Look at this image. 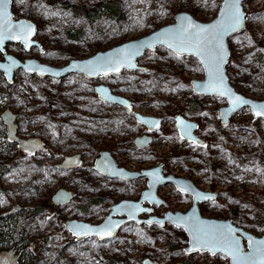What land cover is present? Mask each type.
Wrapping results in <instances>:
<instances>
[{"label":"rangeland","instance_id":"rangeland-1","mask_svg":"<svg viewBox=\"0 0 264 264\" xmlns=\"http://www.w3.org/2000/svg\"><path fill=\"white\" fill-rule=\"evenodd\" d=\"M221 1L119 0L116 18L95 14L104 0H11L13 18L33 24L32 40L37 45L25 51L11 43L5 52L21 62L35 59L60 69L72 60L147 36L174 23L181 12L199 22L210 21ZM243 6L248 20L244 31L228 41L227 75L235 91L263 100L264 0H245ZM136 61L144 71L124 68L116 75L92 80L77 73L41 78L22 69L13 73L11 82L0 76V114L9 109L16 115V135L42 145L41 150L24 154L7 139L0 120V226L11 232L13 221L18 231L0 244V252L13 249L20 254L19 264H141L145 258L154 264L224 263L219 254L187 255L185 233L171 224L131 223L103 241L96 237L77 240L65 230L69 220L100 224L111 205L123 199L138 200L146 188V178L122 181L94 170L101 151L110 152L117 165L128 170L161 164L167 175L192 178L203 183L204 189L218 191L217 200L199 208L203 216L224 219L237 217L238 211L248 220L254 213L253 194L263 196L256 206L264 214V187L260 185L264 121L254 120L251 111L243 108L220 129L216 111L226 102L193 93L191 80H203L201 65L193 56H179L159 46ZM99 85L123 96L135 112L161 118V127L149 133L132 112L99 99L95 90ZM177 116L198 124L205 147L182 139L175 126ZM144 135L151 136L152 142L139 149L135 140ZM77 155L82 162L79 168H59L66 158ZM3 157H8L5 164ZM59 189L72 193L69 203H53L52 196ZM175 190L171 185L158 189L157 196L164 203L154 207L157 216L189 209L190 199ZM255 227L248 228L257 236L264 235V224Z\"/></svg>","mask_w":264,"mask_h":264},{"label":"water","instance_id":"water-1","mask_svg":"<svg viewBox=\"0 0 264 264\" xmlns=\"http://www.w3.org/2000/svg\"><path fill=\"white\" fill-rule=\"evenodd\" d=\"M244 0H241L240 3V10L243 13V15L246 17V14L244 12V8L242 6ZM11 0H8L7 3V12L8 15L11 17V24L16 25L19 23L29 24L33 28V32L30 34V37L27 41V46L25 43V40L23 38L17 37L15 39H4L3 43L0 44V51L4 54V60L0 61V73L4 76L7 82H11L13 72L17 69H23L26 71L27 74L35 73L38 74L41 78L45 77L46 75L49 76H66L70 73H77L81 74L87 79H98L103 76H109V75H116L120 73L124 68L128 71H144V67L138 65L137 59L144 55L145 51L147 50H155L159 46H163L176 55L179 56H193L195 57L203 70V80H196L192 79L190 82L192 91L200 96H215L223 98L226 102L225 106H221L217 109L216 115L217 119L220 121L222 126L228 125L231 117L238 112L239 110L243 108H248L251 111V114L253 116L254 120H263L264 117H256L253 114V111L251 110L250 105H243L240 108L236 110H232V104L230 102V97L228 96H219L212 91L202 88L198 89L195 87V85H207L209 83V73L206 68V64L202 62V60H206L207 57L204 54H197V52L192 49L189 45H185V47H188V51H183L177 54L173 48H170L168 46V39H172L170 36L169 38H166L164 43H161L156 39V37L160 36V34L167 32L169 29H176L180 26V17L187 16L189 17L194 23L203 25V26H209L217 22H224V17H222L221 13L224 10L225 7V0H222L219 4L218 10L216 12L215 17L210 20L209 22H199L195 20L191 15L185 12H181L175 15V22L172 24H168L166 26H163L151 34L141 37L139 39L130 40L125 43L119 44L117 46H114L106 51H99L95 53L92 56H89L82 60H72L67 66L56 69L49 67L45 64L39 63L35 59H26L24 62L19 61L15 56L11 54H7L5 52V46L8 42H13L15 44L20 43L23 45L26 51H29L31 47L36 46L37 43L32 40V38L35 35L36 29L33 26V24L27 20V19H14L12 12H11ZM247 18L242 22V25L239 29L236 31L228 32L223 36V48L226 52V63L223 65V75L225 77V83L227 87L231 90V92L239 96L245 100L250 101L253 104H264L263 100H255L247 98L246 96L238 93L235 91V89L232 87V85L229 82V77L226 72V64L229 58V48H228V38L232 35L241 33L244 30L245 27V21ZM15 29H12V33H15ZM6 35L10 34L8 32H5ZM173 43H178V41L174 40ZM132 45H136L139 47V53L131 58V63L135 65V67H126L121 66L118 71H109L107 75H104L103 72H91L90 69L84 68L83 66L88 65L89 62L97 61L101 57H109L112 56L114 53H117L120 49H127ZM147 45V46H144ZM11 61H15L16 65L11 67V70L9 69V65ZM35 65L37 66V70H28V66ZM76 65V67H73ZM38 69H46L47 71L41 72ZM103 89L104 92H101L99 90ZM96 93L102 101L109 102L114 105H118L121 107L126 108L128 111L132 112L133 115L136 118V121L143 125L149 133L157 131L161 126V119L151 116L142 115L138 112H135L132 109V105L129 101H127L122 96L114 94L108 86L105 85H99L95 88ZM119 101H124V103H119ZM0 120L2 124L4 125L7 133V139L11 143H17L19 151L23 152L24 154H33L36 151H39L42 149V145L40 141L36 139H28L24 140L16 135V128L17 125L15 123L16 121V115L13 114L9 109L4 110L0 114ZM181 121L183 124H181ZM152 122V123H147ZM175 125L179 132V135L183 137L182 139L185 141L193 142V141H199L198 137L195 135V131L197 129V123L193 120H188L182 116H177L175 119ZM183 125H190V129L188 130V134L185 135L183 132ZM152 142V138L149 135H144L141 137H137L135 140L136 145L139 149H143L147 147ZM201 142V141H200ZM79 156H74L71 158H66L65 162L59 165V168L63 170H72L79 168L82 164V162L78 159ZM69 161H75L74 163L69 164ZM94 170H96L98 173L111 178V179H119L122 181H132L140 178H146L147 184L146 188H144L141 192L140 198L138 200H126L123 199L119 202H116L115 204L111 205L109 208V213L105 216L104 220L100 224H91L86 221L81 220H69L64 223V229L69 231L71 234H73L77 240L86 239L89 237H96L100 241L110 239L114 237L117 233L120 232L121 228L124 225L127 224H137V225H149L147 221H163V225L165 224H171L174 227L178 229H182L185 233V236L187 237V245L183 248L184 252L187 255L196 254V253H209L210 255H216V254H223L225 255L228 260L229 264H236L235 261L231 258V256L226 255L225 251L217 250L215 253L208 249H199L195 250L193 249V236L194 235H203L205 233H223L224 235H231V237H234L236 240L239 241V247L241 254L247 255L249 254L252 249L250 247L251 243L253 241H264V235L261 236H255L252 233L245 231L243 228H237L230 219H222V218H215V217H207L203 216L199 210V204L200 203H206L216 198L215 193H209L205 192L195 186V184L190 180L179 176H173V175H164L162 172V165H156L155 167L148 168V169H141V170H127L124 167L118 166L114 158L111 156L110 152L108 151H101L99 153L98 158L95 160L94 163ZM158 173L159 175V181L156 183H153V177L145 175V173ZM114 173H122V175H116ZM164 185H171L175 187L179 192L187 194L192 196V204L189 206V209L186 212L182 211H176V212H170L168 211L163 216H157L154 215L153 206H158L163 204V200L160 199L157 196L158 189L161 186ZM64 194V198H60V194ZM145 194H148L147 199L145 198ZM205 197H212V199H206ZM73 198V195L70 191L59 189L57 190L54 195L52 196V201L55 205H65L69 203ZM128 205H137L138 208H131L128 207ZM131 214V215H130ZM144 215H148L146 218H143ZM182 218V219H177ZM109 220H111L112 223L118 224L119 227H116L112 235L104 236L103 238L100 235H97L94 232H88L87 234H81V235H75L73 231L71 230V225H84L86 228L90 229H99L103 227ZM151 225H158L160 224L153 223ZM161 226V227H162ZM229 230L231 232L229 233ZM237 232H239L242 236H237ZM243 238L245 239V242H243ZM246 246L247 250L243 251L242 248ZM20 254L15 252L13 249L9 250H3L0 252V264H19ZM141 264H154L151 260L145 258L142 260ZM190 264V263H187Z\"/></svg>","mask_w":264,"mask_h":264},{"label":"snow or ice","instance_id":"snow-or-ice-1","mask_svg":"<svg viewBox=\"0 0 264 264\" xmlns=\"http://www.w3.org/2000/svg\"><path fill=\"white\" fill-rule=\"evenodd\" d=\"M20 3H24V0H19ZM8 0H0V44L4 39H15L17 37L25 40L26 46L30 34L34 31L29 24L19 23L16 25L11 24V17L7 12ZM241 0H225V7L221 15L224 17V22H217L209 26H203L194 23L189 17H180V26L176 29H169L167 32L160 34L156 37L158 41L164 43L166 38L170 36L172 39H168V46L179 54L183 51H188L189 48L185 45H189L194 49L197 54H204L207 59L202 60L206 64V68L209 73V83L207 85H195L196 88H206L219 96L230 97L232 104V110H236L243 105H250L253 114L256 117H264V104H253L248 100H245L239 96L234 95L225 83V77L223 75V65L226 63V52L223 48V36L228 32L236 31L242 25V22L246 19L240 10ZM55 14V13H54ZM12 29H15V33H12ZM5 32L10 34L6 35ZM176 40L178 43H173ZM147 46V45H144ZM139 53V47L132 45L127 49H120L117 53H114L109 57H101L97 61L89 62L84 68L90 69L91 72H103L107 75L109 71H118L121 66L135 67L131 63V58ZM16 62L11 61L9 69L15 66ZM2 67V66H0ZM73 67H76L74 65ZM28 70H37V66L30 65ZM41 72L47 71L46 69H38ZM104 92L103 89L99 90ZM124 103V101H119ZM152 123V122H147ZM181 124L183 122L181 121ZM190 125H183V132L188 134ZM183 138V137H182ZM195 143V141H193ZM73 163L72 161L68 162ZM116 175H122V173H114ZM145 175L153 177V183L159 181L158 173H145ZM148 194H145L147 199ZM60 198H64V194H60ZM206 199H212V197H205ZM131 208H138L137 205H128ZM131 215V214H130ZM182 219V218H177ZM149 225L156 223L163 225V221H147ZM119 227L118 224H114L109 220L103 227L99 229L86 228L84 225H71V230L75 235L87 234L88 232H94L104 236H111L113 230ZM231 230H229V233ZM193 249H208L215 253V251H225L226 255L231 256L236 264H264V241H253L250 245L252 251L247 254H241L239 241L231 235H224L223 233H205L203 235L193 236Z\"/></svg>","mask_w":264,"mask_h":264},{"label":"flooded vegetation","instance_id":"flooded-vegetation-1","mask_svg":"<svg viewBox=\"0 0 264 264\" xmlns=\"http://www.w3.org/2000/svg\"><path fill=\"white\" fill-rule=\"evenodd\" d=\"M245 1V0H244ZM244 1H243V3H242V6L244 5ZM220 4V3H219ZM218 7H219V5H218ZM243 8H244V6H243ZM217 10H218V8H217ZM244 12H245V10H244ZM245 14H246V12H245ZM246 18H247V20H248V16H247V14H246ZM247 20L245 21V25H246V22H247ZM207 22H209V21H207ZM244 29H245V27H244ZM244 31V30H243ZM242 31V32H243ZM238 34H240V33H238ZM238 34H235V35H238ZM235 35H232L231 37H233V36H235ZM231 37H229L228 38V41H229V39L231 38ZM11 43H13V42H8L7 44H6V46L7 45H10ZM15 44V43H14ZM18 45H16L17 47H21L22 49H24L25 50V48L23 47V45H21L20 43H17ZM229 44V43H228ZM5 46V47H6ZM228 48H229V45H228ZM26 51V50H25ZM0 61H3L4 60V54L0 51ZM13 55V54H12ZM229 58H230V49H229ZM229 58H228V61H229ZM19 60V59H18ZM26 60V59H25ZM198 61V60H197ZM228 61H227V64H228ZM199 62V61H198ZM227 64H226V72H227ZM202 68V67H201ZM23 70V69H22ZM16 71V70H15ZM14 71V72H15ZM25 73H26V71L25 70H23ZM13 72V73H14ZM27 74V73H26ZM203 77H204V75H203ZM230 82V81H229ZM231 84V83H230ZM194 93V92H193ZM195 94V93H194ZM197 95V94H196ZM200 96V95H199ZM204 97V96H203ZM205 97H207V96H205ZM157 118V117H156ZM161 119V118H160ZM217 122L219 123V127H220V129H223V127L224 126H222L221 125V123H220V121L217 119ZM161 125H162V119H161ZM176 126V125H175ZM161 127V126H160ZM197 129H198V124H197ZM196 129V131H195V135L198 137V139H199V141H196L195 143L194 142H191V144H193V145H195L196 143L201 147V145H203V147H205V145H206V141L204 140V137H200L199 136V134H198V130ZM213 132V131H212ZM216 137H218V136H216ZM201 141V142H200ZM205 142V143H204ZM128 170V169H127ZM130 171H132V170H130ZM162 172H163V174L164 175H167V172H164L163 171V166H162ZM171 175H173V176H176V174H171ZM179 177H181L180 175H179ZM186 179H190L194 184H195V186L197 187V188H199V189H201V190H203V191H205V192H209V193H215L216 194V198L215 199H213V200H211V201H209V202H206V203H200L199 204V208L201 207V205H207V204H210L212 201H214V200H217V198L218 197H220V195H219V192L218 191H215V190H211V189H204V184L203 183H195L194 181H193V179L192 178H186ZM214 183H216V184H218L217 182H214ZM243 183H250V184H253L251 181H245V182H243ZM146 184H147V179H146ZM260 185L262 186V187H264V178L262 179V181L260 182ZM203 187V188H202ZM175 188V187H174ZM144 189V188H143ZM142 189V190H143ZM215 191V192H214ZM142 192V191H141ZM176 194H182V195H185L187 198H189L190 199V203L192 204V196H190V195H187V194H184V193H181V192H179L177 189L174 191ZM140 195H141V193H140ZM263 199V196L262 195H256V194H253V198H252V201H251V203H252V205L254 206V208L256 207V205L257 206H259V203L261 202V200ZM163 203H164V201H163ZM190 204V205H191ZM163 205V204H162ZM159 206H161V205H159ZM155 206H153L152 207V209L154 208ZM254 211V210H253ZM155 212V208L153 209V214H155L154 213ZM155 215H157V214H155ZM252 216H253V214L251 215V217L248 219V220H244V219H242V217L240 216V214L238 213V211H237V217H236V214H235V216H230V218H224V219H230L231 220V222L235 225V226H237V228H243L245 231H248V232H250V233H252L253 235H255V236H257L256 235V233L255 232H253L252 231V229H250V228H248V227H251V228H254L255 227V225H253V218H252ZM161 217V216H160ZM216 218V217H215ZM250 219H252V220H250ZM250 220V221H249ZM168 224V223H167ZM166 225V224H165ZM170 225V224H169ZM256 228V227H255ZM237 236H242L239 232H237ZM243 237V236H242ZM243 242H245V239L243 238ZM242 250L243 251H245V250H247V248H246V246H244V248H242ZM205 255H210L209 253H204ZM217 255V254H216ZM219 255L220 256H222L223 257V260H224V263L223 264H229V260H228V258L225 256V255H223V254H221V253H219ZM212 256H214V255H212ZM212 256H209V257H212ZM222 260V261H223Z\"/></svg>","mask_w":264,"mask_h":264},{"label":"trees","instance_id":"trees-1","mask_svg":"<svg viewBox=\"0 0 264 264\" xmlns=\"http://www.w3.org/2000/svg\"><path fill=\"white\" fill-rule=\"evenodd\" d=\"M97 10H99V11H97V13H95L96 15L105 14L108 16H115L116 18H118L120 16L119 15V13H120L119 0H104V2L98 6ZM89 12H91V11H86V14H89ZM83 14L85 15V12ZM0 76H2L1 73H0ZM10 156L12 157L13 154H11ZM7 158H5V157L1 158V162H3L5 164L8 160ZM37 208H39V206L35 208L36 212H37ZM31 210H33V212H34V209H31ZM252 218L254 219L253 225H255V226L261 227L264 224L263 211L261 209H259L257 206H256V208H254V213H253ZM11 225H12L11 232H6L4 230V226L3 227L0 226V244H3L5 242H9L12 239L13 235L15 236L16 233L18 234V231H16V225L14 224L13 221L11 222ZM8 244H11V243H8Z\"/></svg>","mask_w":264,"mask_h":264},{"label":"bare ground","instance_id":"bare-ground-1","mask_svg":"<svg viewBox=\"0 0 264 264\" xmlns=\"http://www.w3.org/2000/svg\"><path fill=\"white\" fill-rule=\"evenodd\" d=\"M138 63V62H137ZM139 65V64H138ZM113 92V91H112ZM114 93V92H113ZM114 94H116V93H114ZM117 95V94H116ZM119 96H121V95H119ZM123 97V96H122Z\"/></svg>","mask_w":264,"mask_h":264}]
</instances>
